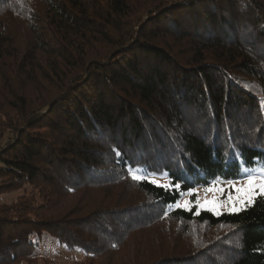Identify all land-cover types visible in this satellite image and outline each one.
<instances>
[{"label": "trees", "instance_id": "16d2710c", "mask_svg": "<svg viewBox=\"0 0 264 264\" xmlns=\"http://www.w3.org/2000/svg\"><path fill=\"white\" fill-rule=\"evenodd\" d=\"M248 175H264V0H0V195L37 192L0 206V264L54 246L81 264H264V196L174 207Z\"/></svg>", "mask_w": 264, "mask_h": 264}, {"label": "rangeland", "instance_id": "374dc122", "mask_svg": "<svg viewBox=\"0 0 264 264\" xmlns=\"http://www.w3.org/2000/svg\"><path fill=\"white\" fill-rule=\"evenodd\" d=\"M147 178L149 180L155 179V180H157L163 184L169 183V180L166 177L158 176L155 174H150V175H148ZM234 183L237 185V187L243 188V187H246L247 179L241 180V181H235ZM211 187L214 189L219 188V187H223L225 189V191L223 193H221L218 190H214L212 192L206 193L205 192L206 188H197L196 190L198 193L199 204L197 203V196H196V202H193L189 192L185 193L181 197V199L177 201V203L182 204V203H184V201L187 200V201L192 202L190 207H192L193 205H196L199 209H203V208L210 209L209 206L201 207L199 205H203V203L206 199L212 200L214 198H218V203L220 206L218 207L217 211L219 213H222V212L228 211V207L223 202L227 200V196L229 193H231V195L234 198L237 195L243 196V192L237 193L234 188L229 187V183L214 185ZM35 193H37V192L34 189V187H32L30 185H24L20 189L1 194L0 195V206L10 207L11 205H14L21 196H23V195L31 196L32 194H35ZM90 193H93V192H90ZM89 196H90V194H89ZM176 204H174V207L176 206ZM237 206L240 207L241 209L243 208L242 205H237ZM200 228H201L202 236L203 235L205 236L204 239H202L204 241H209V240L211 241L217 236L218 233H220L219 230H216L215 228H208L207 230H205V228L203 226H201ZM52 252L53 253L51 254V256L45 255L42 258L36 259L35 264H81L82 262L86 261L82 257L80 252L68 251L67 249L63 248L62 246H54Z\"/></svg>", "mask_w": 264, "mask_h": 264}, {"label": "snow or ice", "instance_id": "6c2138e0", "mask_svg": "<svg viewBox=\"0 0 264 264\" xmlns=\"http://www.w3.org/2000/svg\"><path fill=\"white\" fill-rule=\"evenodd\" d=\"M115 155L117 157V160L122 159V154L119 153L118 151L115 152ZM139 169H129V174L132 176L134 180L137 181H145L148 178L145 175H137L136 172H138ZM153 184H157L159 187L166 188V189H171V190H179L181 188V185L177 183H172L171 181L168 184H163L155 179H152L150 181ZM229 187L234 188L237 193L243 192V196L237 195L235 198L231 195V193L228 194L227 200L224 201L223 203L228 207L229 212H239L241 210L240 207L237 205H242L243 207H249L251 206L255 198L257 196H264V175L261 176H256V175H248L247 176V183L246 187H237V185L234 182H229ZM214 190H218L219 192L223 193L225 189L223 187L219 188H206L205 192H212ZM188 192L190 195L197 196V203L198 202V193L196 189H188ZM191 201H184V203H177L176 207L177 208H184L187 210H191ZM201 207L203 206H209L210 210L217 212L218 207L220 206L218 203V198H214L212 200H205L203 205H199Z\"/></svg>", "mask_w": 264, "mask_h": 264}]
</instances>
